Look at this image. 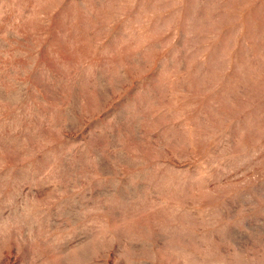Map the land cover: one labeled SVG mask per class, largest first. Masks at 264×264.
<instances>
[{"label": "rangeland", "instance_id": "374dc122", "mask_svg": "<svg viewBox=\"0 0 264 264\" xmlns=\"http://www.w3.org/2000/svg\"><path fill=\"white\" fill-rule=\"evenodd\" d=\"M0 264H264V0H0Z\"/></svg>", "mask_w": 264, "mask_h": 264}]
</instances>
